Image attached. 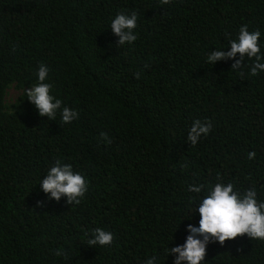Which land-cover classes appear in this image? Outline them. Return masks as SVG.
<instances>
[{
	"label": "trees",
	"instance_id": "16d2710c",
	"mask_svg": "<svg viewBox=\"0 0 264 264\" xmlns=\"http://www.w3.org/2000/svg\"><path fill=\"white\" fill-rule=\"evenodd\" d=\"M122 10L137 12V39L117 46ZM243 25L264 56V0H0V264H174L210 187H255L264 202V71L251 76L247 56L243 77L233 60L206 62ZM41 63L78 119L48 120L27 100ZM196 119L212 131L193 146ZM57 159L88 182L79 205L42 191ZM96 228L113 244L90 247ZM202 264H264V240L209 243Z\"/></svg>",
	"mask_w": 264,
	"mask_h": 264
},
{
	"label": "clouds",
	"instance_id": "9594fccd",
	"mask_svg": "<svg viewBox=\"0 0 264 264\" xmlns=\"http://www.w3.org/2000/svg\"><path fill=\"white\" fill-rule=\"evenodd\" d=\"M162 5H168L171 0H160ZM138 14L132 11H120L111 21L110 29L114 36L118 37L117 46L132 44L137 36L134 30L137 27ZM259 30L249 31L247 25L239 28L238 37L230 42V50H214L206 56V62L214 65L217 61L233 60L232 71L241 77L244 76L243 69L245 56L255 58L250 68V75L256 76L264 71V56L261 55ZM239 54V59H236ZM49 75V68L41 63L37 72V82L29 89H24L27 100L32 103L40 117H47L48 120H55L57 113L61 116L64 124H69L79 118L76 110L63 106V102L51 94L53 85L46 82ZM137 79L139 71L135 73ZM212 131V123L201 122L196 119L188 132L187 140L191 145H196L201 136H207ZM106 144L112 140L104 132L100 134ZM255 152L248 153V159L252 160ZM187 167V164L182 165ZM219 180V176L217 177ZM42 191L48 195L49 200L59 202L61 197H66L67 204L79 205L88 191V182L79 172H75L71 164H64L61 160H55L47 175L42 179ZM204 185H190L189 191L200 193ZM43 202L38 201L37 207H42ZM200 220L199 227L192 224L187 226L189 233L185 243L168 250L169 255L175 256L174 264H202L205 260L206 249L209 243L219 242L221 246L225 241L235 240L237 237L247 236L250 239L264 240V202L257 199L255 187L246 190L243 194L234 190L232 183L218 182L210 187L203 197L197 210ZM92 238L88 240L90 247L110 246L114 241V234L103 228H96L91 233ZM57 256L66 255L57 250ZM156 257L148 259L145 264H155Z\"/></svg>",
	"mask_w": 264,
	"mask_h": 264
},
{
	"label": "rangeland",
	"instance_id": "374dc122",
	"mask_svg": "<svg viewBox=\"0 0 264 264\" xmlns=\"http://www.w3.org/2000/svg\"><path fill=\"white\" fill-rule=\"evenodd\" d=\"M18 92H19V90H16L13 87L8 88L7 95H6V100L7 101H12L16 97Z\"/></svg>",
	"mask_w": 264,
	"mask_h": 264
}]
</instances>
